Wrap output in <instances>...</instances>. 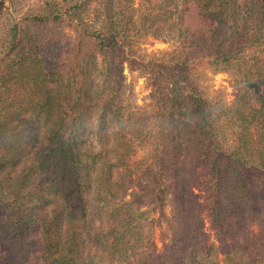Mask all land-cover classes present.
<instances>
[{
    "label": "trees",
    "instance_id": "obj_1",
    "mask_svg": "<svg viewBox=\"0 0 264 264\" xmlns=\"http://www.w3.org/2000/svg\"><path fill=\"white\" fill-rule=\"evenodd\" d=\"M94 2L0 26V264H264V0ZM140 33L171 49L149 62L151 104L130 110L123 65ZM198 63L236 75L226 133ZM146 199L169 210L160 250Z\"/></svg>",
    "mask_w": 264,
    "mask_h": 264
},
{
    "label": "rangeland",
    "instance_id": "obj_2",
    "mask_svg": "<svg viewBox=\"0 0 264 264\" xmlns=\"http://www.w3.org/2000/svg\"><path fill=\"white\" fill-rule=\"evenodd\" d=\"M49 1L68 3L72 0H0V26L10 25L18 17L38 10L44 3ZM101 0H99L100 2ZM139 0H134V7ZM69 5V4H68ZM92 7L96 6L92 0ZM170 43L153 40L140 33L132 38L130 52L123 65L125 105L127 109L135 107H148L154 98L155 90L160 88V77L150 67V60L165 56L170 51ZM193 75L198 91L203 99L210 104L211 110L217 115V131H224L221 121L220 109H224L231 101V86L236 75L233 71H220L217 68L198 63L193 67ZM158 76V77H157ZM223 133V134H224ZM200 196L202 217V230L212 239V231L209 224V209L212 198L203 185L195 191ZM139 210L146 212L148 234L150 241L157 250L167 243L169 235V210L164 202L160 205L155 199L139 200Z\"/></svg>",
    "mask_w": 264,
    "mask_h": 264
}]
</instances>
